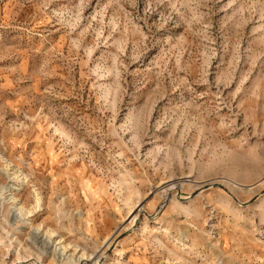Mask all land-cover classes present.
<instances>
[{"label":"rangeland","instance_id":"obj_1","mask_svg":"<svg viewBox=\"0 0 264 264\" xmlns=\"http://www.w3.org/2000/svg\"><path fill=\"white\" fill-rule=\"evenodd\" d=\"M0 264H264V0H0Z\"/></svg>","mask_w":264,"mask_h":264}]
</instances>
